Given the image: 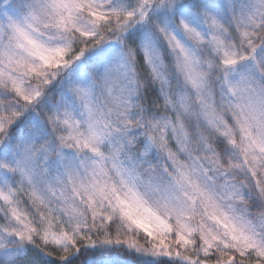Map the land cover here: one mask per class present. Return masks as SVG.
I'll use <instances>...</instances> for the list:
<instances>
[{
	"label": "snow or ice",
	"instance_id": "obj_1",
	"mask_svg": "<svg viewBox=\"0 0 264 264\" xmlns=\"http://www.w3.org/2000/svg\"><path fill=\"white\" fill-rule=\"evenodd\" d=\"M0 264H264V0H0Z\"/></svg>",
	"mask_w": 264,
	"mask_h": 264
}]
</instances>
